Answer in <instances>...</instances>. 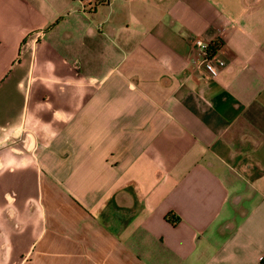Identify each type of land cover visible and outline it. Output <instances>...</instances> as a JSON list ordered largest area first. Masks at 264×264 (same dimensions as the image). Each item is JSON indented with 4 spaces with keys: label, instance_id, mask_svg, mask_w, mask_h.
Listing matches in <instances>:
<instances>
[{
    "label": "crops",
    "instance_id": "crops-1",
    "mask_svg": "<svg viewBox=\"0 0 264 264\" xmlns=\"http://www.w3.org/2000/svg\"><path fill=\"white\" fill-rule=\"evenodd\" d=\"M104 1L0 0V264H264V0Z\"/></svg>",
    "mask_w": 264,
    "mask_h": 264
},
{
    "label": "built area",
    "instance_id": "built-area-1",
    "mask_svg": "<svg viewBox=\"0 0 264 264\" xmlns=\"http://www.w3.org/2000/svg\"><path fill=\"white\" fill-rule=\"evenodd\" d=\"M102 0H93V4L96 5ZM91 6L92 3L90 2ZM91 9V8H90ZM194 47L198 50V52L202 55L203 64L206 69L212 74H216L218 69L224 66V61L217 56H210L209 51L210 47L203 39L197 38L194 40Z\"/></svg>",
    "mask_w": 264,
    "mask_h": 264
},
{
    "label": "trees",
    "instance_id": "trees-1",
    "mask_svg": "<svg viewBox=\"0 0 264 264\" xmlns=\"http://www.w3.org/2000/svg\"><path fill=\"white\" fill-rule=\"evenodd\" d=\"M104 2H105V1H104V0H102V1H100V2H99V4H102V5H103V4H104ZM211 50L213 51V47H212V49H211ZM212 51H211V52H212ZM211 54H212V53H211ZM174 222H175V220H173V221H172V223H174Z\"/></svg>",
    "mask_w": 264,
    "mask_h": 264
}]
</instances>
